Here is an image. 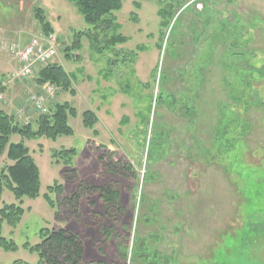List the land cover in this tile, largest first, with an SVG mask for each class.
Instances as JSON below:
<instances>
[{
	"label": "rangeland",
	"instance_id": "obj_1",
	"mask_svg": "<svg viewBox=\"0 0 264 264\" xmlns=\"http://www.w3.org/2000/svg\"><path fill=\"white\" fill-rule=\"evenodd\" d=\"M122 1V10L115 15L120 33L129 41L114 53L100 55L83 40L84 50L74 53L69 65L63 51L68 41L62 40L70 39L71 44L77 32L88 29L72 0H0V74L7 81L3 92L7 104L1 108L25 126H35L42 116L27 101L45 88L35 85V76L9 82L18 67L12 46L44 33L36 16L39 9L60 40L55 62H67L66 71L78 89L77 98L62 94L60 99L69 101L79 114L70 119L73 137L24 141L40 170L41 195L20 203L4 192L0 210L16 204L25 214L16 228L3 225L1 236L19 249L0 248V264H38V255L23 246L39 244L42 229L78 234L85 244L82 264H124L119 252L123 242L130 253L134 236L143 240L155 233L162 237L156 246L171 257L170 264H264V110L242 115L250 133L237 151L227 155L236 158L234 165L211 149L214 123L221 117L218 103L227 96L222 83L226 69L219 63L225 45L216 38L233 37L235 29L242 32L241 39L236 37L243 52L253 51L251 62L264 66V0ZM169 3L177 14L162 29L158 11ZM229 24L228 31L224 25ZM213 40L218 43L214 55ZM115 53L120 62L110 64ZM78 54L80 61L75 60ZM234 81L232 73L228 82ZM162 87L177 101L191 100L199 91L201 101L194 108L203 116L196 126L179 103L176 112L167 106L158 109L155 100ZM253 91L264 103V81H255ZM97 109L100 122L93 130L86 129L83 113H98ZM153 120L159 126L158 150L150 146ZM20 141L13 137L14 143ZM71 150L76 154H66ZM116 161L127 168L125 173L108 172L120 169ZM55 184L63 191L51 196L52 208L44 196ZM107 186L121 193L125 214L119 211L118 220L111 218L100 190L93 188ZM147 219L153 222L147 225ZM103 228H111L112 238H104Z\"/></svg>",
	"mask_w": 264,
	"mask_h": 264
},
{
	"label": "trees",
	"instance_id": "obj_2",
	"mask_svg": "<svg viewBox=\"0 0 264 264\" xmlns=\"http://www.w3.org/2000/svg\"><path fill=\"white\" fill-rule=\"evenodd\" d=\"M72 5H74L79 14L82 15L88 29L86 31L77 32L74 35V39L71 40V44L64 48L65 58L68 61L73 59L74 53H79L83 50V40H86L90 44L93 52L100 55H104L105 52H109V54L110 52L114 53L117 47L129 41V38L124 37L120 33L122 28L121 25L118 24L115 15L123 8L122 0H72ZM174 10V6L169 3L158 11L162 20V29H166L171 25V21L175 14H177ZM36 14L43 32L46 34L54 33L51 24L46 20L42 10L38 9ZM224 26L227 30L228 28H232L230 24L229 26ZM237 31L238 30L235 29L233 37L227 34V36L219 38L217 36L216 38V42L220 40L221 43L225 45V50L220 54L222 60L220 59L219 63L222 69H226L227 77L223 78L222 83L225 87L224 91L227 96L226 99L223 98L226 101L222 100L218 103V111L221 117L219 123H217V121L214 123V145L211 149L213 151L219 150L218 152L220 155L223 156L224 154L227 158V155L230 154L232 150L234 151L239 143L244 144L243 139L247 140L250 133L246 128L250 125L246 120L242 119V115L251 114V111L255 108L264 110V103H262L259 98L257 101L256 98L258 94L256 91H253L255 81H264V66L257 68L256 65L251 62L252 58L255 56L253 51L243 52V46H240L239 40H237V37H243L242 32L239 31L238 33ZM102 35L103 40L101 41L100 38ZM222 41H224V43ZM213 42L214 40L212 41V54L214 55V53H218V48L216 47L218 43ZM113 57H115V61L109 60L110 64H117L120 62V60H117L119 57L118 53H115ZM75 60L80 61L81 55L78 54V56H75ZM125 62L126 60H122V63ZM232 73H234V84L228 82L229 76ZM34 83L38 87L54 86L57 90V96L60 94L76 95L72 77L64 66L58 62H53L41 67L34 78ZM6 89V76L0 74V92H5ZM251 93L252 95H250ZM254 96L256 98H254ZM187 101L185 99L182 100V98L177 101L174 96L169 95L166 89L162 87L159 94L156 96L155 105L158 106V109L167 106L169 110L176 112V106L177 103H179L186 110L184 114L194 127L203 116L199 108H194L195 104H198L197 106L199 107L201 101L199 91H196L193 99H187ZM48 106V113L37 119L35 122L36 127L34 124L27 126L23 125L14 115L0 108V200L5 191L12 193L15 199L20 203H22L25 198L34 200L41 195L40 170L34 158L31 156L29 148L25 146V140L46 138L56 141L61 137H73L75 135L74 129L70 124V119L78 117L77 110L68 102H61L59 99H54ZM145 120L147 123V119ZM82 122L86 129L93 130L99 123V119L95 112L89 110L83 113ZM158 128L157 121L153 120L151 133H153L154 137L150 140V146L153 147V150H158L157 146H159L155 140V138L158 137ZM239 128L241 131H244V134H240L238 131ZM15 136L20 137L21 141L14 143L13 137ZM209 151L208 154H211V150ZM156 153H158V151H156ZM66 154L75 155L76 151L71 150ZM110 155L111 158H113L112 155L114 156V154L110 153ZM228 159L231 164L230 166L234 165V162L237 161L234 157H232L231 160L230 155ZM118 166L120 167L119 170L115 171V169H111V171L108 172L111 174H118L117 172L125 173L127 171V168L122 165L120 161H116L115 167ZM105 168H107L106 165L104 166V169ZM229 168V166L225 167L224 170L226 174L230 171ZM131 173L133 172L131 171ZM93 188L100 190L101 202L105 209L109 211V214H112L111 218L118 220L119 211H121L123 215L125 214V208L120 200L121 193L116 187L107 186L103 188ZM86 189L90 190L92 188L87 187ZM62 191V187L57 184L48 188V193L44 197L52 208H55V202L51 196L55 193L60 194ZM141 203L143 202H139L138 207L142 205ZM24 214V209L16 204L6 205L0 210V248L9 252H16L19 249L15 243L8 241L1 235L5 223L12 228H16ZM148 219L146 222L147 225L153 222ZM102 232L104 238H112L111 228H103ZM40 239L41 242L35 246H31L29 243L23 246L24 249L29 250L30 253L38 255V264L83 263L85 244L78 234H74L65 229H42L40 232ZM161 239L162 237L158 233L153 234L151 238L147 237L143 240H139L138 236H134L130 253H128L129 246L127 243L124 244L123 242L119 252L124 260V264H163L164 260L165 264H170L172 261L171 257L168 258L162 255L158 250V246H156L157 244L159 245ZM153 240L155 241V245ZM14 264L27 263L17 261Z\"/></svg>",
	"mask_w": 264,
	"mask_h": 264
},
{
	"label": "built area",
	"instance_id": "obj_3",
	"mask_svg": "<svg viewBox=\"0 0 264 264\" xmlns=\"http://www.w3.org/2000/svg\"><path fill=\"white\" fill-rule=\"evenodd\" d=\"M60 46V40L54 33H40L22 46L13 45L11 54L18 67L9 77V82L28 81L36 76L41 67L55 62ZM56 91L54 86H47L39 94L30 96L27 101L37 113L45 115L49 111V103L55 99ZM6 104L4 93L0 92V108Z\"/></svg>",
	"mask_w": 264,
	"mask_h": 264
},
{
	"label": "crops",
	"instance_id": "obj_4",
	"mask_svg": "<svg viewBox=\"0 0 264 264\" xmlns=\"http://www.w3.org/2000/svg\"><path fill=\"white\" fill-rule=\"evenodd\" d=\"M62 41H68V43L66 44V46L69 44V42H70V39H68V40H62ZM84 42H83V48H84ZM65 46V45H64ZM84 50V49H83ZM82 50V51H83ZM81 51V52H82ZM67 61V60H66ZM70 61H72V60H69L68 62H69V65H70ZM85 61V60H84ZM84 61L83 62H81V65L84 63ZM62 66H64V68L67 66L66 64H67V62H66V64L65 63H63V62H59ZM76 64H79V63H76ZM80 65V66H81ZM76 66H79V65H74V67H76ZM66 69V68H65ZM73 80V79H72ZM91 82V81H90ZM73 84H74V81H73ZM22 87H25V86H22ZM43 88V87H42ZM74 88H75V90H76V95L75 96H70L71 97V99L73 98H77V96H78V89H77V87L75 86V84H74ZM39 89V88H38ZM44 89V88H43ZM92 94H94L95 93V90L94 91H92L91 92ZM19 94H21V93H19ZM65 96H67L68 94H64ZM70 95V94H69ZM61 96H62V94H60V95H58L57 97H55V99H59L60 101H61ZM62 102V101H61ZM63 102H68L69 104H71L69 101H63ZM72 105V104H71ZM73 106V105H72ZM74 107V106H73ZM75 108V107H74ZM101 108V107H100ZM76 109V108H75ZM77 110V109H76ZM97 111H98V113H95L96 115H97V117H98V119H99V122H100V116H99V111H101V109H97ZM77 112H78V110H77ZM106 113L108 114V111H106ZM79 115V114H78ZM84 255H85V253H84ZM83 261H84V257H83Z\"/></svg>",
	"mask_w": 264,
	"mask_h": 264
}]
</instances>
